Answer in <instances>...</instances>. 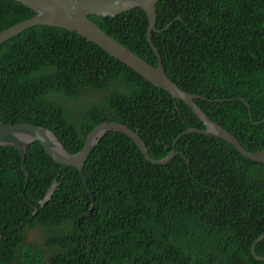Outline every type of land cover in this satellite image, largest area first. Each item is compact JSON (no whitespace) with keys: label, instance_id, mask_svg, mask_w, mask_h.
Returning a JSON list of instances; mask_svg holds the SVG:
<instances>
[{"label":"trees","instance_id":"1","mask_svg":"<svg viewBox=\"0 0 264 264\" xmlns=\"http://www.w3.org/2000/svg\"><path fill=\"white\" fill-rule=\"evenodd\" d=\"M156 8L161 32L152 38L169 77L204 96L196 102L247 151L263 150L264 0H158ZM34 15L0 0V32ZM90 19L157 65L145 10ZM83 91L101 97L74 116L65 100ZM0 120L49 128L73 154L105 121L139 129L152 159L180 152L153 164L127 135L107 132L85 164L98 206L81 219L92 200L76 168L34 142L25 187L19 150L0 146V264H264L252 254L264 233V163L213 135H181L206 126L182 100L77 33L39 25L1 46ZM36 227L42 245L27 240ZM255 252L264 256V240Z\"/></svg>","mask_w":264,"mask_h":264},{"label":"water","instance_id":"2","mask_svg":"<svg viewBox=\"0 0 264 264\" xmlns=\"http://www.w3.org/2000/svg\"><path fill=\"white\" fill-rule=\"evenodd\" d=\"M24 4L25 6L34 10L35 15L27 20L16 23L0 32V48L7 41L20 35L25 30L35 26H51L65 29L69 32H75L78 35L86 38L88 42L97 44L103 50L132 68L135 72L140 74L143 78L148 80L154 86L164 89L175 99L182 100L187 104L205 124L206 128H188L181 135L187 133H201L213 135L215 137L226 140L232 144L233 147L239 151L244 157L253 161L264 163V149L258 152L247 151L239 142L237 137L223 125L215 122L206 111L196 102L197 99H205L204 96L188 92L182 89L176 82H174L166 72L163 60L159 49L153 42V32H161L157 28V3L158 0H15ZM135 8H142L145 10L148 19L147 38L152 49L158 57L157 65H152L143 58H141L134 51L122 45L116 39L105 32L98 24L90 19V15L97 14L102 16H117L118 14L128 12ZM179 19V17L175 18ZM173 21L166 26L165 30L169 29ZM247 105L249 103L243 99ZM211 101L224 102L226 99H211ZM120 132L131 138L143 152L145 158L153 164L166 165L172 161L180 152L174 148L170 154L163 159H152L148 154V148L145 141L139 134V129L133 130L128 125L118 123L115 121H105L95 126L87 135L84 147L77 153H70L65 147L61 139L49 128L36 125L33 123H4L0 120V146L16 148L19 150L22 158L23 168L26 173L27 187L30 177L26 169L25 161L27 155V147L34 143L40 142L46 153L57 163L64 166L76 168L81 175V178L91 196L92 204L81 219L90 215L93 209L98 206L93 193L88 184V178L85 172V164L89 159L91 153L98 145L103 136L109 132ZM187 165L190 167L189 158L184 155ZM59 184L54 180L52 187L48 190L46 196L40 201L43 207L48 201L52 199ZM24 194V193H23ZM38 212L35 207L34 214ZM80 222V221H79ZM264 240V233H262L252 244V254L260 261H264V256L256 254L255 249L257 244ZM91 243V240L88 241Z\"/></svg>","mask_w":264,"mask_h":264},{"label":"rangeland","instance_id":"3","mask_svg":"<svg viewBox=\"0 0 264 264\" xmlns=\"http://www.w3.org/2000/svg\"><path fill=\"white\" fill-rule=\"evenodd\" d=\"M101 97L98 93H91L89 91H83L79 97L76 99H66L65 105L71 111V114L76 116L78 112L82 109L91 104L92 102L99 100ZM43 235L44 231L40 227H36L31 229L27 233V237L29 241L38 242V244H43Z\"/></svg>","mask_w":264,"mask_h":264},{"label":"flooded vegetation","instance_id":"4","mask_svg":"<svg viewBox=\"0 0 264 264\" xmlns=\"http://www.w3.org/2000/svg\"><path fill=\"white\" fill-rule=\"evenodd\" d=\"M33 229H34V228H33ZM29 230H31V229H29ZM29 230H28V231H29ZM28 231H27V233H28ZM27 233H26V234H27ZM27 240H28V237H27ZM28 241H29V240H28Z\"/></svg>","mask_w":264,"mask_h":264},{"label":"clouds","instance_id":"5","mask_svg":"<svg viewBox=\"0 0 264 264\" xmlns=\"http://www.w3.org/2000/svg\"><path fill=\"white\" fill-rule=\"evenodd\" d=\"M30 242H32V241H30ZM35 242V241H34Z\"/></svg>","mask_w":264,"mask_h":264}]
</instances>
